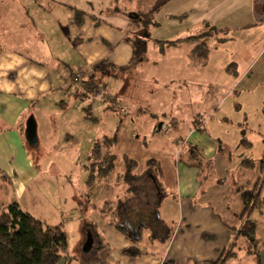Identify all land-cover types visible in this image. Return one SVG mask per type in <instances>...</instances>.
Here are the masks:
<instances>
[{
    "label": "crops",
    "instance_id": "1",
    "mask_svg": "<svg viewBox=\"0 0 264 264\" xmlns=\"http://www.w3.org/2000/svg\"><path fill=\"white\" fill-rule=\"evenodd\" d=\"M1 1L0 172L6 180H0V191H4L9 197L5 204H0V210L15 202L23 212L30 214L23 203H26L28 186L35 184L39 177V171L34 169L24 143V123L21 118L32 114L35 119V115L56 109L66 111L69 104L50 98L54 94H70L79 100L88 98L92 103L101 101L98 93H84L86 87L83 83L96 73L93 71L94 66L104 61L115 69L129 66L133 58V48L128 39L141 37L145 40V59L140 63L158 67L151 76L154 82H158L161 77L164 83H170L172 87L179 88L178 92L185 93L186 99L191 98V93L199 101L202 97L198 93H217L220 99L218 103H214V109L207 116L215 124L230 125L231 118L221 108L227 100L231 102V108L237 99L236 94L264 93V0ZM11 14L17 17L16 21L9 22ZM144 21L146 22L143 26ZM134 25L141 27L133 29ZM31 28L36 29V42L45 45L56 42L60 45L58 49L54 48L56 52L51 55L52 62L49 58L45 59L40 52H36L35 58L19 52L20 46L24 47L26 42L23 34L29 33ZM210 29H214L216 34L211 32L210 37L200 38L199 41L194 39ZM199 42H204L209 48L208 60L204 66L193 63L189 58ZM229 66L231 68L228 69ZM75 75L80 76V81L76 84L72 81ZM69 83L75 85L73 93H66L72 92ZM54 90L56 93H52ZM170 90L175 93L172 88ZM221 101L224 103L220 106ZM131 109L139 111L134 107ZM203 111L209 110L204 108ZM170 113L169 120L158 124L157 129L162 124L170 132V122L174 130L180 131L183 123L187 124V134L184 137L179 134V139H182L181 147H188V160L182 162L180 171L175 175V190L179 200L176 231L168 240L163 255L152 260V255L142 249L139 243L143 235L147 234V227H150L148 218L153 211L151 198L155 193L157 207L162 202L161 191L148 190L143 197L148 201L142 206L138 201L140 196L130 197L135 199V208L141 209L139 212L135 210L136 218L132 225L128 223L127 216H122V222L132 227H141V237L133 244L114 228L116 221L105 216L104 207L100 208L104 200L98 201L89 196L98 188L102 190L104 185L94 184L85 196L90 200L92 220L88 223L94 227L96 234V254L105 252L98 261L105 262L113 253V261L118 260L123 264H216L219 256L228 247L231 251L233 237L235 243L238 235H246L252 237V240L250 244H246L245 254L251 257L253 264H257L258 255L260 264H264V234L259 238L255 237L257 224L248 220L242 210L237 218L240 223L237 233V228L225 224L221 214L215 210L219 205L222 207L221 211H227L226 207L223 210L221 201L225 200L220 199L218 193L227 187L228 181L217 180L207 192L201 193V172L194 156L199 155L210 163L223 162L225 157L222 152L226 140L219 135L209 136L205 132L207 118L201 121L199 108L191 109V125L180 112L172 109ZM217 116L220 117L216 118ZM244 122H248L246 117L242 120V125ZM47 127H43L44 137H50L46 133ZM68 135L65 133L60 138L67 140ZM58 137L59 135L57 139ZM173 141L178 144L177 139ZM239 141L238 148L241 147ZM181 153H176L175 157L178 158ZM263 157L264 148L261 159ZM261 159L250 160L259 164ZM242 160L238 164L239 168H242ZM156 162L160 165L161 174L157 176V183L159 180L158 184L161 186V183L165 184V173L162 163ZM137 167L134 174L141 176L143 169L140 171L138 163ZM212 172L213 166L210 168V173ZM221 175L228 178L230 172L224 171ZM237 193L241 200V195L245 192L237 190ZM123 194L122 201L126 203L128 198L126 193ZM114 198L113 202L116 204L115 201L119 198ZM114 210L116 205L111 212L116 213ZM255 210L262 213L264 201L261 208ZM248 221L253 223V227ZM62 228L64 229L63 226ZM251 230L253 231L250 234ZM253 241L256 246L255 251H252L254 254L250 250ZM141 257L144 259L136 261ZM230 257L231 253L226 256L227 259Z\"/></svg>",
    "mask_w": 264,
    "mask_h": 264
},
{
    "label": "rangeland",
    "instance_id": "2",
    "mask_svg": "<svg viewBox=\"0 0 264 264\" xmlns=\"http://www.w3.org/2000/svg\"><path fill=\"white\" fill-rule=\"evenodd\" d=\"M1 5L3 2L0 0ZM16 20L17 17L11 14L9 22ZM26 22L28 21L26 20ZM140 27L134 25L132 28ZM206 34V37L212 36L211 30H207ZM23 36L26 42L24 47L20 46L19 52L30 58H35L36 52H40L45 59L49 58L51 62L53 61L51 55L56 52L54 48L58 49L60 45H57L56 42L51 45L36 42L38 35L35 28H31L29 33L23 34ZM206 37L203 36V38ZM206 47L208 48L207 45ZM155 68L158 67L138 63L134 68L124 71L104 70L103 73L94 78V88H85L84 90L86 94L93 93L96 95L98 93L101 101L92 103L88 98L79 100V98L71 97L70 94H54L50 98H56L69 104L66 111L56 109L46 114L35 115V119L32 114L21 118L24 123L23 139L25 146L30 153L34 169L39 171L37 182L31 183L27 188L26 203H23V206L30 214L46 225L57 226L61 224L64 227L63 230L67 237L68 258H62L60 264H67V261H69L68 264H123L118 260L113 261V253L105 259V262L98 261L105 252L96 254V234L94 227L88 223L92 220L90 200L85 196L90 186L104 183L102 190L98 188L89 196L98 201L104 200V203H107L105 207L104 203L100 207H104L103 210L107 219L122 222L124 218L122 216H127L128 223L130 222L129 224L132 225L136 218L135 210L139 212L141 209L135 208L136 204L133 203L135 199H130V197L138 198L140 196L138 201L142 206L148 201L143 197L150 189L149 186L144 189L140 188L137 186L138 181L127 183L118 178V175L122 176L125 173L123 158L135 160L140 166V171L143 169L142 175H146L148 172L146 171V163L149 160L161 162L165 173V184L161 183L160 186L162 202L156 207L161 222H159L160 225H157L153 213L148 218L150 227H147V234L143 235L139 243L142 249L152 255V260L161 257L165 252L168 240L176 231L179 200L175 190V175L180 171L182 162L185 163L188 160L186 157L188 147H181L182 139H179V134H182L183 137L187 134V124L183 123L182 130L179 131L174 130L173 124L169 122L168 127L171 130L170 132L167 131L166 134H161L157 127L158 124L169 120L172 109L180 112L184 120H187L186 122H189L190 125L191 109L197 110L199 108L200 119L201 121L205 120L208 112H212L214 103H218L220 97L217 96V93H198L202 97V100L199 101L198 97H194V93H191V98L186 99L185 93L178 92L179 88L172 87L170 83H164L161 77L158 82H154L151 76ZM74 84H68L72 92L66 93H73ZM170 88L175 93H172ZM52 93H56V91L54 90ZM236 95L237 99L231 108L229 100L220 103V106L224 103L221 111H227V116L231 118L230 125H218L209 118L205 120V132L209 136L219 135L221 139L226 140V146L222 152L225 159L223 162L215 163L213 161L207 162L199 155H195L194 159H197L196 163L200 167L201 193L207 192L208 188L215 185L217 180L228 181L227 187L218 193L220 199L225 200L220 201L224 206L223 210L226 207L227 211L225 213L221 211L222 207L219 205L215 207V210L221 214V219L225 224L234 226L239 233L240 223L237 218L243 210V204L237 190L248 191L252 194L253 199L248 205L249 209L254 207V204L257 206L263 204L264 157L261 165L256 163L253 171L243 170L238 167V164L244 158L259 160L262 157L264 148V93H238ZM131 107L137 108L139 111L131 109ZM204 108L209 111H203ZM121 109L125 110V114L120 113ZM245 117L248 122L247 124L244 122L242 125V120ZM30 121L34 122L36 132L32 138H29L27 134V126ZM44 125L48 126L46 133L51 138L43 136ZM242 132L245 134L244 138L252 145L250 149L243 148V146L237 147ZM65 133L69 134L68 139L62 140L60 136ZM114 134L117 135V139L108 147H103L101 153L102 159L105 154L115 157L114 169L106 177L96 178L90 186L86 185L90 175L93 145L96 142L102 144L104 139H112ZM57 135H59L58 139ZM175 139L178 140L177 145L173 141ZM182 151L183 153H181ZM176 153H181L178 158L175 157ZM212 166L214 172L210 173ZM224 171L230 172L228 178L221 175ZM142 180L140 178L139 185L143 183ZM131 183L133 184L131 185ZM158 183L160 184L159 180ZM94 193L95 195H93ZM123 193H126L128 198V202L125 204L122 203ZM115 196L119 198L115 201L116 204L113 202ZM154 196L151 198L153 209L157 200ZM8 197L4 191H0V204H5ZM115 205L118 211L114 210L116 213H112L111 209ZM117 205L123 208H117ZM244 214L248 220L257 224V230H254V234L256 238H259L261 234H264V211L259 213L258 210L252 209ZM88 232H91L94 243L91 250L84 254L82 247L89 235ZM251 238L246 235H238V239L234 243L233 237L231 251L228 247L219 256L216 264H253L251 257L245 254L246 244H250ZM229 253H231V257L227 259L226 256ZM131 254L130 252L129 255ZM143 259L141 257L136 261Z\"/></svg>",
    "mask_w": 264,
    "mask_h": 264
},
{
    "label": "trees",
    "instance_id": "3",
    "mask_svg": "<svg viewBox=\"0 0 264 264\" xmlns=\"http://www.w3.org/2000/svg\"><path fill=\"white\" fill-rule=\"evenodd\" d=\"M77 20H79V16ZM145 22L146 21L142 22L143 26L145 25ZM210 30L211 32L215 31L214 29ZM206 35L207 34L201 35L194 39L199 41L200 38H203V36L206 37ZM129 40L133 48V58L130 65L127 67L115 69L114 67L108 65L107 61H104L101 64L94 66L93 71L96 73H93L84 81V87H86L87 89H93L95 84V82H93V80H95L94 78L103 73L104 70L109 69L115 71H124L130 69L132 66L142 62L145 59V40L141 37H134L132 39H128V41ZM208 55L209 50L206 47V44L204 42H199L197 46L191 51L189 58L193 63L204 66L207 63ZM229 68L231 67L229 66L228 69ZM244 135V132H242L239 145L250 148L251 143L244 138ZM116 139L117 135L114 134L112 139H104V142L102 144L96 142L93 145L90 159L92 161L90 164V175L88 176L86 185L90 186L96 178L106 177L114 169L115 157L113 155L105 154L102 159L101 153L103 147H108ZM155 162L156 161L154 160H149L146 163V171H148L146 175L137 176L135 174H132L133 171L137 169V163L129 158H123L125 173L122 176L118 175V178L123 179V181H126L127 183L131 181H138L137 186L142 189L146 188V186H149V189L152 191L155 190L154 185H156L158 188L157 191H161V188L157 183V176L161 174L160 165ZM258 162L261 165L263 159ZM255 164L256 162L253 160L244 159L241 162V167L244 170H252ZM140 178L143 179L141 181L143 183L139 185L138 183ZM0 180H6L5 176L1 172ZM132 184L133 183H131V185ZM252 199L253 196L250 192H245L241 195L243 215H245L244 213H247L249 210L259 209V207L262 205L260 204L257 206V204H254V207H251V209H249L248 205L250 204V201ZM263 201L264 200L262 199V203ZM106 204L104 205V207L106 206ZM123 204H125V202ZM117 208L123 207L117 205ZM115 211L117 212L118 210ZM152 213L157 220V224H159L158 222L160 220L156 207L153 209ZM248 224L253 227V223H251L250 221H248ZM114 228L133 244L138 242L141 237V227L136 228L124 222H115ZM252 231L253 230H251L249 233L251 234ZM89 235L91 236V232L89 233ZM67 248V237L61 224L57 226H48L31 214L23 212L15 202L1 208L0 264H60V260L62 258H68ZM255 248V242L253 241L252 246H250V250L254 252ZM125 252L127 253L128 251ZM253 252L252 254H254ZM256 259L257 264H260L258 255L256 256ZM67 262L69 263V261Z\"/></svg>",
    "mask_w": 264,
    "mask_h": 264
},
{
    "label": "water",
    "instance_id": "4",
    "mask_svg": "<svg viewBox=\"0 0 264 264\" xmlns=\"http://www.w3.org/2000/svg\"><path fill=\"white\" fill-rule=\"evenodd\" d=\"M159 127H160V125H159ZM27 134H28V137L29 138L34 137L35 134H36V132H35V125H34V122L33 121H30L28 123V126H27ZM92 245H93V240H92L91 236L88 235L87 238H86V241H85V243H84V245L82 247V252L84 254H87L91 250Z\"/></svg>",
    "mask_w": 264,
    "mask_h": 264
},
{
    "label": "built area",
    "instance_id": "5",
    "mask_svg": "<svg viewBox=\"0 0 264 264\" xmlns=\"http://www.w3.org/2000/svg\"><path fill=\"white\" fill-rule=\"evenodd\" d=\"M72 81L75 82V83H78L80 81V76L79 75H75L73 77ZM120 113L121 114H125V110L121 109ZM159 131L161 133H166L167 130H166V127L164 125H161L160 128H159Z\"/></svg>",
    "mask_w": 264,
    "mask_h": 264
},
{
    "label": "flooded vegetation",
    "instance_id": "6",
    "mask_svg": "<svg viewBox=\"0 0 264 264\" xmlns=\"http://www.w3.org/2000/svg\"><path fill=\"white\" fill-rule=\"evenodd\" d=\"M154 183H155V182H154ZM154 187H155V190H156V192H157V189H158V188H157V186H156V185H154ZM156 201H157V200H156Z\"/></svg>",
    "mask_w": 264,
    "mask_h": 264
}]
</instances>
